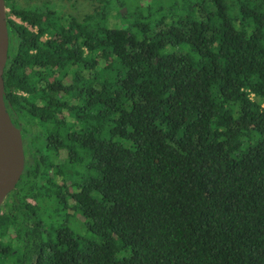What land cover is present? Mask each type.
<instances>
[{"label":"trees","instance_id":"16d2710c","mask_svg":"<svg viewBox=\"0 0 264 264\" xmlns=\"http://www.w3.org/2000/svg\"><path fill=\"white\" fill-rule=\"evenodd\" d=\"M5 1L0 264H264V0Z\"/></svg>","mask_w":264,"mask_h":264},{"label":"water","instance_id":"95a60500","mask_svg":"<svg viewBox=\"0 0 264 264\" xmlns=\"http://www.w3.org/2000/svg\"><path fill=\"white\" fill-rule=\"evenodd\" d=\"M7 14L6 1L0 0V207L16 188L25 168L22 131L13 123L4 100L3 74L10 43Z\"/></svg>","mask_w":264,"mask_h":264},{"label":"rangeland","instance_id":"374dc122","mask_svg":"<svg viewBox=\"0 0 264 264\" xmlns=\"http://www.w3.org/2000/svg\"><path fill=\"white\" fill-rule=\"evenodd\" d=\"M102 1L103 0H61L58 7L59 10H62L64 12H70L79 20H81L84 18V16L88 14H93L96 9L101 8L103 5ZM126 10L122 9L123 12H126ZM115 21H117V19H111V22ZM9 232L10 234H13V229H10ZM4 241L5 243L10 242L11 236L6 237Z\"/></svg>","mask_w":264,"mask_h":264},{"label":"flooded vegetation","instance_id":"af4514ba","mask_svg":"<svg viewBox=\"0 0 264 264\" xmlns=\"http://www.w3.org/2000/svg\"><path fill=\"white\" fill-rule=\"evenodd\" d=\"M39 1H40L42 4L47 5V7L52 8L53 10H54V9H58V10H59V7H58V6H59V3H60L61 0H39ZM20 179H21V178H20ZM19 181H20V180H19ZM18 183H19V182H18ZM18 183H17V184H18ZM16 186H17V185H16ZM15 189H16V188H15ZM11 193H12V192H11ZM11 193H10V194H11ZM10 194H9V195H10ZM9 195H8V196H9ZM8 196L5 198V200H4L3 204L1 205L0 209H1L2 207L5 206V203L7 202V198H8ZM28 200L31 201L32 199H31V198H28ZM16 243H17V242L14 243V245H15V246L13 245L14 247H16Z\"/></svg>","mask_w":264,"mask_h":264}]
</instances>
